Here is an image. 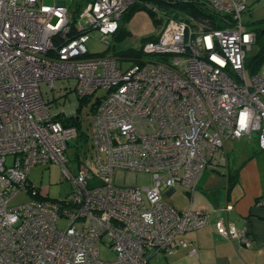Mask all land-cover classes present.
<instances>
[{
    "label": "built area",
    "instance_id": "obj_1",
    "mask_svg": "<svg viewBox=\"0 0 264 264\" xmlns=\"http://www.w3.org/2000/svg\"><path fill=\"white\" fill-rule=\"evenodd\" d=\"M136 1L93 0L75 14L66 2L0 0V264H151L172 252L177 236L210 222L199 210L175 209L164 191L179 182L193 193L205 171L219 167L228 140L256 134L264 151V71L246 75L257 43L243 20L249 1L207 0L225 25L205 32L189 14L158 8L159 34L123 70L118 58L91 54L87 42L94 32L102 40L116 34ZM70 79L79 104L105 90L90 107L96 168L78 155L76 173L67 150L89 135L54 117L78 111L55 112L44 96ZM51 163L75 184L64 199L39 196L29 179L33 167ZM118 169L146 172L152 184L118 186ZM23 190L31 200L11 205ZM215 228L253 242L223 217ZM101 244L115 259H101Z\"/></svg>",
    "mask_w": 264,
    "mask_h": 264
},
{
    "label": "crops",
    "instance_id": "obj_2",
    "mask_svg": "<svg viewBox=\"0 0 264 264\" xmlns=\"http://www.w3.org/2000/svg\"><path fill=\"white\" fill-rule=\"evenodd\" d=\"M222 158L218 168L205 171L193 193L182 184L164 191V201L175 209L210 216L206 226L176 237L172 252L164 255L167 264H264V151L257 139L228 140ZM222 217L252 234V244L219 235L215 221Z\"/></svg>",
    "mask_w": 264,
    "mask_h": 264
},
{
    "label": "rangeland",
    "instance_id": "obj_3",
    "mask_svg": "<svg viewBox=\"0 0 264 264\" xmlns=\"http://www.w3.org/2000/svg\"><path fill=\"white\" fill-rule=\"evenodd\" d=\"M43 3L54 5L56 2H66L68 6L73 7L76 0H41ZM141 1V0H139ZM144 1V0H142ZM250 10L244 13L243 20L246 24L264 19V0H248ZM132 8L129 14L124 13L122 20L120 22L123 24V29L126 30L125 36L118 40L115 35H110L107 40H102L94 32L92 34V39L87 42L88 50L91 54L95 56L106 55L110 57L118 58V65L126 70L132 67L135 60L124 58L119 55L120 50H139L143 48L146 40L157 36L160 32V27L162 23L156 24L153 18H151L148 11L144 8L139 9L135 6V2L131 4L129 9ZM159 10L164 11V5H157ZM128 9V10H129ZM127 10V11H128ZM258 52V44L253 46L252 50L248 51V56L251 57ZM145 58L151 59L152 56L147 55ZM261 71H264V63L262 65ZM246 75L248 80L252 78V72L249 68L246 70ZM68 83L70 88L64 89V84ZM59 89L50 91V94H44L45 99L50 101V105L53 106L55 112L65 110V112L76 111L79 106V99L76 93L73 91L75 80L70 79L69 81L58 80ZM63 88V89H62ZM105 90L100 89L91 98V102L83 106L79 111L82 119V129L84 135H89L88 140L85 142L84 138L79 140L73 139L70 142V147L67 153L70 158L69 167L73 173L77 172L76 164L78 162L73 161L77 158L82 162H90L94 168L96 164L92 155L94 150L92 148L91 140V129L90 124L93 121V115L90 113V107L92 102L95 101L97 96H103ZM55 97V99H53ZM253 139H257L256 134ZM106 153H103V158H105ZM12 158L10 157V160ZM30 180L38 185L40 192L44 196H48L51 199H64L68 194L72 193L75 189L74 182L67 178L64 173L62 166L59 163H51L49 165H37L33 167L30 171ZM113 182L118 186L125 187H144L150 186L152 184V176L146 172L136 171V170H124L118 169L115 171L113 176ZM177 186L180 187L179 182ZM178 194L174 193L171 198H175ZM168 197L165 196V199ZM31 200V195L25 190L21 191L16 198L12 201L11 205H20L26 201ZM60 228H66L68 221L62 219L59 222ZM100 257L104 260L115 259L114 253L110 248L101 244ZM167 258L163 254L154 257L151 264H167Z\"/></svg>",
    "mask_w": 264,
    "mask_h": 264
},
{
    "label": "trees",
    "instance_id": "obj_4",
    "mask_svg": "<svg viewBox=\"0 0 264 264\" xmlns=\"http://www.w3.org/2000/svg\"><path fill=\"white\" fill-rule=\"evenodd\" d=\"M89 1L93 0H76L74 4V13H79L80 10H82V8L84 7V5ZM157 5H164V9L167 11V13L176 11L179 12V15L189 14L190 16L194 17L197 20L195 24L193 23L196 28V31L205 32L213 28L223 27L222 21L224 20V16H222L218 12H215L209 6L207 0H141L137 4H135V6H138L137 8H144V10L148 11L151 18H153L156 24H158L160 22L162 23L163 20L159 17L161 13L159 12V10H157ZM132 8L133 7H131L125 13L129 14ZM247 25L250 26L249 28L253 30L257 35L258 52L255 55L251 56L248 60V68L252 73H255L261 70L262 65L264 63V19L248 23ZM123 28V24L121 23V26H119V29L116 32V35L114 34L115 38H117L118 40L122 39V37L125 36L126 30H124ZM155 37L151 39H154ZM119 55L121 57L129 58L136 61L140 57H142L143 48L139 50H120ZM89 101V98H84L80 100V104L77 108V111L79 112L83 106L89 103ZM54 117L56 119L61 120L64 124L75 125L80 130H82L81 117L79 119L77 116L71 117L57 115ZM84 139H87V137H85ZM232 179H236V177L232 176ZM35 186L38 187L37 185ZM39 196L43 197L44 195H42L40 192Z\"/></svg>",
    "mask_w": 264,
    "mask_h": 264
},
{
    "label": "bare ground",
    "instance_id": "obj_5",
    "mask_svg": "<svg viewBox=\"0 0 264 264\" xmlns=\"http://www.w3.org/2000/svg\"><path fill=\"white\" fill-rule=\"evenodd\" d=\"M139 2V0H137L136 2H135V4H137ZM156 8H158L157 6H156ZM158 10V9H157ZM161 13V12H160ZM168 14H172V15H178V16H180L179 15V12H171V13H168ZM159 17L163 20L164 18H165V16L161 13V15H159ZM193 20L196 22L197 20L193 17ZM190 21V20H189ZM225 23H227V22H225ZM191 25L195 28V26L192 24V22H191ZM223 25H225V24H223ZM246 27H250V26H248V25H246ZM213 29H216V28H213ZM250 29V28H249ZM251 30V29H250ZM253 31V30H252ZM75 115H77L79 118L81 117V115H79L78 113H74Z\"/></svg>",
    "mask_w": 264,
    "mask_h": 264
}]
</instances>
